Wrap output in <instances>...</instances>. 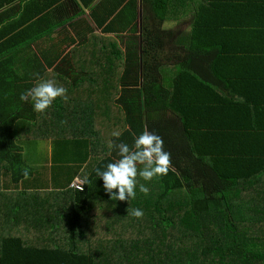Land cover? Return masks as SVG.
<instances>
[{
    "label": "trees",
    "instance_id": "16d2710c",
    "mask_svg": "<svg viewBox=\"0 0 264 264\" xmlns=\"http://www.w3.org/2000/svg\"><path fill=\"white\" fill-rule=\"evenodd\" d=\"M13 4V37L0 13V264H264V0H0V10ZM233 33L252 43L239 52ZM53 35L58 44L29 53ZM69 47L89 53L85 69L63 67ZM52 69L67 99L37 113L20 95ZM59 116L81 128L62 134ZM145 128L172 167L138 177L134 199L111 200L95 170L119 159L109 141L131 147ZM28 143L68 165L69 187L85 183L73 188L82 202L43 211ZM34 212L42 231L26 236Z\"/></svg>",
    "mask_w": 264,
    "mask_h": 264
},
{
    "label": "clouds",
    "instance_id": "9594fccd",
    "mask_svg": "<svg viewBox=\"0 0 264 264\" xmlns=\"http://www.w3.org/2000/svg\"><path fill=\"white\" fill-rule=\"evenodd\" d=\"M35 75L39 78V74ZM58 98L66 100L67 89L58 85L53 79H39L38 83L20 95L21 101L27 102L31 99L34 111L37 113L45 112ZM109 148L117 150L119 159L108 163L103 170L97 168L95 174L103 180L104 190L111 200L123 202L134 199L137 195L138 177L144 181L158 179L167 175L172 167L171 153L164 149L163 138L154 131H148L147 128L136 136L131 147L125 142L113 144L109 141ZM22 175L24 179H28V170L24 169ZM77 181L81 180L76 179L69 187L70 190L76 189L74 183ZM84 187L83 182V190ZM139 191L147 195L149 189L144 184H140ZM130 214L138 219L143 217L141 209H133Z\"/></svg>",
    "mask_w": 264,
    "mask_h": 264
},
{
    "label": "crops",
    "instance_id": "0c3cea01",
    "mask_svg": "<svg viewBox=\"0 0 264 264\" xmlns=\"http://www.w3.org/2000/svg\"><path fill=\"white\" fill-rule=\"evenodd\" d=\"M47 1H51V0H47ZM48 3L49 2H45V4H48ZM6 11H8V20L4 26L6 27L7 30L9 28H12V34H9L7 37H13L20 30H22V28H21V29L16 30L13 33L14 27L11 26L16 22V19H19L18 16L15 17V14L18 13V4L5 6L3 9L0 10V13L6 12ZM6 17H7V15L5 17L0 16V18L2 20H5ZM40 27L41 26H39V28ZM187 28L188 27L186 26V24H182L180 27H178V30L175 32V37L177 38L178 36L184 34L185 31H187ZM233 36L235 39V46L239 52H242L243 50H245L248 47V45L250 43H252V42H249L248 40H243L236 33H233ZM35 39H37L36 42H38V43L36 44V46H34L35 50H33L29 53L39 54L40 52H42V50L38 51L39 47L46 49V48L53 47L54 45L58 44V42H59L57 35L45 37L41 41H38L40 39L38 37ZM34 47H32V48H34ZM75 50L76 49L69 47L68 49H65L64 55L66 56L69 54V56H71V54L73 53V51L75 52ZM47 53H50V52H47ZM66 60H68L69 62L63 63V67L66 66V67H70L69 69H71V66H78L81 69L82 68L85 69V66H86L85 62L91 61V58H90L89 53L86 52V50L79 49L77 56L67 57ZM56 68H58V67H55V70H56ZM76 71L83 73V74H86V70L78 71L76 68ZM51 73H54V69L49 70L48 74L46 75L47 79L53 78V76L50 77ZM63 76H64V74H63ZM95 83H96V79H95ZM90 96H95V95H90ZM254 99L259 100V98H256V95H254ZM164 116L168 117V118H172V116L167 112H165ZM61 121H65V123H61ZM56 126H57V129L59 130V132H61L62 134H67V133L72 132L73 130H75L77 128H81V126L76 121H74L71 118H68L67 116H65V117L59 116L58 123L56 124ZM22 147H23L22 153L24 156H26L25 162L27 164V167L32 172V176H31L32 180H33L32 183H35L37 185H45L46 186V189H45L46 195L43 197H41V196L36 197V198L41 200V201H38V203L45 202L47 204L46 205L44 203H41L43 211L49 213V210L51 207H53L54 209H60V210H62V209L65 210V208H68V210L70 211L73 207H75V205H74L75 203L82 202L80 200L79 196L76 195L74 193V191L70 190V188L68 186V178H67V176L69 174L68 165L63 164V163H55L51 158H47V156L49 155V150H51V148L48 145H43V144L32 145V144H30V147L29 146H25V147L22 146ZM44 148L48 149L47 154L44 152ZM29 151L31 152L30 155L28 154ZM49 171H52L54 173V178L51 180V182L49 184H47V183H45V177L47 176ZM76 178L77 177H75L74 179H76ZM34 213H35V215L31 220L25 218L26 220L24 219L21 222L23 225H25V227L23 228V231H24V234L26 236H29V232L26 229V226L31 227L34 230V232L39 233L42 231V230L40 231V229L36 228L34 225V224L43 225L41 223V217L36 212H34ZM64 217H65V223H66V220H68L69 218H67L65 215H64ZM76 224H82V223L77 221ZM82 225H84V224H82ZM58 235H64V229L62 226V222H60V228H59V234ZM55 242H56V237H55ZM54 246H55V243L53 244V238H52L49 241V247L53 251H55ZM111 250H113V249H109V251H111Z\"/></svg>",
    "mask_w": 264,
    "mask_h": 264
},
{
    "label": "built area",
    "instance_id": "2783aa9c",
    "mask_svg": "<svg viewBox=\"0 0 264 264\" xmlns=\"http://www.w3.org/2000/svg\"><path fill=\"white\" fill-rule=\"evenodd\" d=\"M74 186L78 190H81V189L83 190V182L81 181H77L76 183H74Z\"/></svg>",
    "mask_w": 264,
    "mask_h": 264
},
{
    "label": "rangeland",
    "instance_id": "374dc122",
    "mask_svg": "<svg viewBox=\"0 0 264 264\" xmlns=\"http://www.w3.org/2000/svg\"><path fill=\"white\" fill-rule=\"evenodd\" d=\"M28 145H30V143H28Z\"/></svg>",
    "mask_w": 264,
    "mask_h": 264
}]
</instances>
